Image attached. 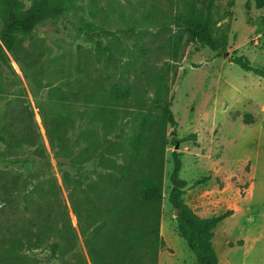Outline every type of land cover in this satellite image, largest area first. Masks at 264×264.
I'll return each instance as SVG.
<instances>
[{
	"label": "trees",
	"instance_id": "16d2710c",
	"mask_svg": "<svg viewBox=\"0 0 264 264\" xmlns=\"http://www.w3.org/2000/svg\"><path fill=\"white\" fill-rule=\"evenodd\" d=\"M26 1L0 0V69L13 71V58L36 92L44 86L37 66L43 47L32 35L46 21L63 17L68 0ZM253 1L263 11L264 23V0ZM216 2L176 0L172 17L176 31L163 29L151 45L136 44L134 63L122 61L126 49L114 39L106 43L95 39L105 32L101 26L88 21L78 26L94 47L79 48L74 79L46 83L48 104L38 107L50 149L59 161L62 185L35 177L37 182L28 188L21 174L0 173V264H40L30 253L45 249L53 257L71 255L83 261L80 239L87 255L84 264H159L165 248L161 218L166 151L197 138L177 136L173 85L191 44L218 54L228 47L229 31L220 29ZM246 7L250 9V1ZM231 62L264 77V69L254 67L246 56L235 54ZM5 79L9 80L0 75V93ZM244 123H252L250 115ZM18 124L17 146L33 148L39 164L48 166L33 113L22 108ZM15 126L11 121L0 135L7 149L17 139ZM182 165L181 153L173 151L168 202L179 211L177 232L196 264H219L215 230L232 212L197 215L184 198L188 182L181 176Z\"/></svg>",
	"mask_w": 264,
	"mask_h": 264
},
{
	"label": "rangeland",
	"instance_id": "374dc122",
	"mask_svg": "<svg viewBox=\"0 0 264 264\" xmlns=\"http://www.w3.org/2000/svg\"><path fill=\"white\" fill-rule=\"evenodd\" d=\"M175 1L68 0L63 17L41 24L31 39L43 47L37 66L43 72L40 79L44 86L35 92L31 80L11 57L13 71L0 69V75L9 79L3 80L5 88L0 93V135L11 121L16 123L17 133L11 149L0 140V173L21 174L28 188L37 178L44 183L54 180L62 185L59 161L50 149L38 107L48 104L46 83L74 79L79 48L94 47L77 30L78 26L85 21L101 26L105 32L94 35L95 39L103 43L114 39L126 49L122 61L134 63L136 44L151 45V39L163 29L176 31L172 23ZM215 12L221 20L220 29L229 31L228 54L191 44L179 64L173 85L172 111L178 124L177 136L196 134L197 138L180 144L177 149L169 146L166 151L162 255L168 257L169 263L196 264L193 252L177 232L175 211L168 202L172 152L178 151L183 164L181 176L188 182L186 202L204 218L232 212L215 230L213 242L220 264H264V77L245 72L231 62L235 54L243 55L254 67L264 69L263 11L255 8L253 0H217ZM22 108L33 113L48 166L39 164L33 148L17 146ZM246 115L252 118L249 125L244 123ZM62 193L70 207L67 192L62 190ZM71 218L76 226L72 212ZM78 253L83 261L71 255L64 259L53 257L46 249L30 255L38 258L40 264H84L87 255L81 239Z\"/></svg>",
	"mask_w": 264,
	"mask_h": 264
},
{
	"label": "crops",
	"instance_id": "0c3cea01",
	"mask_svg": "<svg viewBox=\"0 0 264 264\" xmlns=\"http://www.w3.org/2000/svg\"><path fill=\"white\" fill-rule=\"evenodd\" d=\"M187 204L189 205V203L187 202ZM190 206V205H189ZM195 211V210H194ZM197 215H199L200 217L204 218L203 216L200 215L199 212L195 211ZM215 246V245H214ZM217 251V250H216ZM219 256V255H218ZM168 257H165L162 255V251L160 252V255H159V264H173L172 262H168ZM219 260H220V257H219ZM220 264V263H219Z\"/></svg>",
	"mask_w": 264,
	"mask_h": 264
},
{
	"label": "water",
	"instance_id": "95a60500",
	"mask_svg": "<svg viewBox=\"0 0 264 264\" xmlns=\"http://www.w3.org/2000/svg\"><path fill=\"white\" fill-rule=\"evenodd\" d=\"M224 52H225V55H227V54H228L226 50H225ZM178 147H179V145H176V146H175V148H176V149H177ZM178 214H179V211H178V209H175V217H177V216H178Z\"/></svg>",
	"mask_w": 264,
	"mask_h": 264
},
{
	"label": "bare ground",
	"instance_id": "6f19581e",
	"mask_svg": "<svg viewBox=\"0 0 264 264\" xmlns=\"http://www.w3.org/2000/svg\"><path fill=\"white\" fill-rule=\"evenodd\" d=\"M231 229V228H230ZM226 231V230H225ZM228 231H230V230H228ZM227 232V231H226ZM224 233V232H223ZM245 255V254H244Z\"/></svg>",
	"mask_w": 264,
	"mask_h": 264
}]
</instances>
